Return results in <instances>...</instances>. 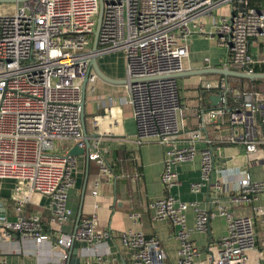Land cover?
Here are the masks:
<instances>
[{"label":"built area","instance_id":"built-area-1","mask_svg":"<svg viewBox=\"0 0 264 264\" xmlns=\"http://www.w3.org/2000/svg\"><path fill=\"white\" fill-rule=\"evenodd\" d=\"M102 4L93 49L100 0H0V178L14 181L11 198L16 209L13 221L0 216V240L17 233L39 243L55 235L45 229L39 213L27 211L33 194L48 197L51 222L61 226L72 217L68 199L76 156L68 150L74 144L84 146L82 84L85 78L87 85L98 78L90 68L92 57L121 52L127 93L123 102L132 108L136 130L128 141L160 145V183L166 192L178 184L176 165L199 156L200 178L190 182V191L209 188L215 197L223 195L230 202V208L202 209L169 193L153 200L152 218L167 220L176 230L179 248L174 264L201 263L197 258L202 248L189 234L192 229L205 232L216 215L224 218L225 232L213 241L207 264H259L264 250L257 247L255 218L236 213L234 207L264 198V180L253 179L246 170L235 179H211L221 147L237 145L246 153L264 149V93L231 92L224 76L194 74L199 93L218 94L221 99L218 106L201 105L191 125L178 78L211 68L255 73L264 57L256 58L249 45L252 39L264 38V12L248 0H102ZM193 35L225 49L219 65L209 56L201 58L202 66L187 65ZM184 133L187 136L180 139ZM88 138L89 158L98 167L91 190L95 196L100 179L113 172L100 150V137ZM56 142L69 145L61 153ZM259 160L264 169V155ZM190 207L195 213L192 228L186 221ZM251 209L264 227V206ZM94 222L95 215L79 218L73 233H58L53 246L69 248L78 239L87 249L96 247L110 233L96 229ZM118 238L131 250L132 264H164L157 237L127 229ZM97 259L101 261L100 256Z\"/></svg>","mask_w":264,"mask_h":264},{"label":"crops","instance_id":"crops-1","mask_svg":"<svg viewBox=\"0 0 264 264\" xmlns=\"http://www.w3.org/2000/svg\"><path fill=\"white\" fill-rule=\"evenodd\" d=\"M261 11L264 12V6ZM206 43H210L212 48L205 45ZM188 46L187 65L194 68L202 66L203 56H209L212 64L219 65L220 60L226 54L224 48L202 36L193 35ZM249 50L256 58L264 57V38L252 39ZM116 54L122 57V67L112 68L105 56H98L97 64L100 70L117 84L109 83L98 77L93 84L86 85L84 99L85 130L90 136L100 137V150L112 169V176L100 179L97 194L93 196L91 190L97 177V164L94 159H90L87 167L85 157L76 156L74 186L68 199V204L73 211L70 220L61 226L51 222L48 197L33 194L27 205V211L39 213L45 229L55 235H52V239L39 243L17 233L6 240H0V264H67L68 248L54 247L53 240L58 233L66 235L73 233L78 213H80V218H91L95 215V228L105 229L110 233L109 238L91 249L86 248L84 241L75 239L73 246L79 249L82 261L98 264H132L131 250L122 246L118 238L119 232L131 229L142 231L146 236L157 237L163 250L164 264H174L179 248L176 230L169 221L152 218L150 205L153 200L169 193L180 200L195 202L202 209H215L217 205L230 208V202L225 196L215 197L209 188L200 193L190 191V182L200 178L199 156L177 164L178 184L170 188L168 192L163 189L160 183L163 150L160 145L150 142L138 146L128 141L135 136V122L131 106L123 102L124 98H127L124 86V57L121 52ZM259 65L264 66V63ZM178 79L189 123L193 125L196 121L193 115L201 108L204 97L200 96L202 93L196 89L197 77L194 74L186 72ZM87 95L90 98L92 96L97 98L92 103L89 101L86 109ZM100 114H104V118H99ZM186 136L187 134L184 133L180 139ZM263 155V148L253 153H246L242 147L237 145L221 147L215 155L217 165L211 180L235 179L240 176L239 172L242 170L249 171L253 179L264 180V169L259 160ZM86 171L87 183L85 191L82 192ZM116 175L121 176L116 177ZM13 187L12 179L0 178V216H4L8 221L16 218V209L11 198ZM256 205L264 206V198H258L251 205L235 206L234 211L254 216L258 238L257 247L264 250V227L259 216L253 214L251 209ZM133 213L138 217L132 218L130 215ZM194 216V210L190 207L186 213L189 228L193 227ZM224 232L225 220L217 215L210 219L205 232L193 229L190 231V238L202 248L197 261L207 264L210 253L213 251V241ZM209 234L211 240H208ZM98 256L101 257V261H98ZM259 264H264V259L260 260Z\"/></svg>","mask_w":264,"mask_h":264},{"label":"water","instance_id":"water-1","mask_svg":"<svg viewBox=\"0 0 264 264\" xmlns=\"http://www.w3.org/2000/svg\"><path fill=\"white\" fill-rule=\"evenodd\" d=\"M102 11H103V4H102V0H100V10H99L97 28L95 31V41L93 43V49H96V36L98 34L100 21L102 18ZM90 68L93 69V71L97 74L98 77L104 79L105 81H107L109 83L117 84L100 70V68L98 67V64H97V58L96 57L91 58ZM188 73H191V74L215 73V74L224 76L226 78L236 77V78H245V79H249V80L264 79V72L246 73V72L228 70L226 68L199 69V70H193V71L188 72ZM179 75L180 74H178V75L176 74V76H179ZM86 85H87V79L85 78L83 81V84H82V101H81V105H80L81 106L80 116H81V122H82V126H83V133L85 136L84 146L81 147L78 144H74L69 148L68 154L72 155V156H84L85 160H86V166L88 167V163L90 161L89 149H90L91 143H90V140L88 138L89 134L86 132L85 127H84V125H85L84 124V118H85L84 99H85ZM220 99H221L220 95H218V94L217 95L211 94L209 96V100H210L212 106H218ZM87 177H88V175H87V171H86L84 179H83V184H82V192L85 191L86 183H87ZM79 218H80V213H78V215H77L75 227L78 224ZM208 240H211L210 234L208 236ZM73 245H74V240L72 242V245L68 248V251H67V260H66L67 264H98V263H88V262L82 261L81 260L82 255H81L79 249L74 247Z\"/></svg>","mask_w":264,"mask_h":264},{"label":"trees","instance_id":"trees-1","mask_svg":"<svg viewBox=\"0 0 264 264\" xmlns=\"http://www.w3.org/2000/svg\"><path fill=\"white\" fill-rule=\"evenodd\" d=\"M248 3L251 7L260 9L264 6V0H248ZM255 72H264V66L258 65L255 67ZM226 83L231 92H242L245 90H250V89H257V87L261 84L264 83V79H255V80H249L245 78H236V77H229L226 78ZM209 93L208 92H203L200 96H203V101L201 105H206L210 106L211 103L209 101Z\"/></svg>","mask_w":264,"mask_h":264},{"label":"rangeland","instance_id":"rangeland-1","mask_svg":"<svg viewBox=\"0 0 264 264\" xmlns=\"http://www.w3.org/2000/svg\"><path fill=\"white\" fill-rule=\"evenodd\" d=\"M205 45H207L208 47L212 48V46L210 45V43H206ZM116 53L118 52H112V53H108V54H105V55H102V56H105L108 58L109 60V64L111 65L112 68H119V67H122L123 65V62H122V57L118 56ZM124 59V58H123ZM215 77V76H214ZM258 91L264 93V83H261L257 89ZM97 97L96 96H92L90 98L89 95L86 96V102H85V108L87 109L88 108V105H89V101L92 103V101H94ZM69 145L68 142L66 143H61V142H56L55 144V149L57 152H64L66 147ZM77 165V161L75 162V166ZM76 171V167L74 169Z\"/></svg>","mask_w":264,"mask_h":264}]
</instances>
